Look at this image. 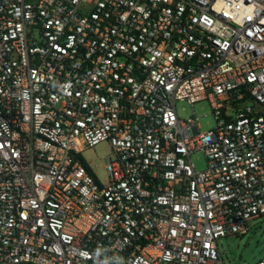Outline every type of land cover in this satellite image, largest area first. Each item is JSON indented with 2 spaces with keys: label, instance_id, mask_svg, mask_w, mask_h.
<instances>
[{
  "label": "built area",
  "instance_id": "1",
  "mask_svg": "<svg viewBox=\"0 0 264 264\" xmlns=\"http://www.w3.org/2000/svg\"><path fill=\"white\" fill-rule=\"evenodd\" d=\"M262 216L264 0H0V264H224Z\"/></svg>",
  "mask_w": 264,
  "mask_h": 264
},
{
  "label": "rangeland",
  "instance_id": "2",
  "mask_svg": "<svg viewBox=\"0 0 264 264\" xmlns=\"http://www.w3.org/2000/svg\"><path fill=\"white\" fill-rule=\"evenodd\" d=\"M180 119L197 118L199 130L207 132L215 127L212 110L208 102H199L190 106L185 102L176 103ZM111 154L107 142H101L93 148L84 149L80 158L92 171L100 184L108 181L105 168L106 158ZM196 171L206 168L204 152L197 151L191 155ZM249 231L243 236H229L217 241L218 252L224 264H258L264 263V216L248 223Z\"/></svg>",
  "mask_w": 264,
  "mask_h": 264
}]
</instances>
